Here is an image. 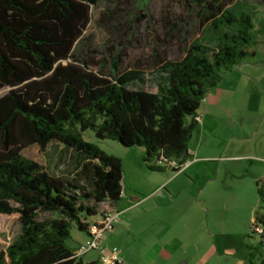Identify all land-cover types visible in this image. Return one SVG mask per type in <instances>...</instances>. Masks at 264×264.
Segmentation results:
<instances>
[{
  "label": "trees",
  "instance_id": "obj_1",
  "mask_svg": "<svg viewBox=\"0 0 264 264\" xmlns=\"http://www.w3.org/2000/svg\"><path fill=\"white\" fill-rule=\"evenodd\" d=\"M100 0H0V214L16 217L21 235L0 252V264H85L66 241L73 226L83 233L105 203L123 192L122 159L83 135L143 148L150 171L155 163L190 158L198 111L226 72L254 57L256 25L248 4L235 0H187L199 7L210 44L190 45L179 61H160L154 91L145 72L103 74L97 62L72 59L75 45ZM137 85L138 88L132 87ZM62 144L83 161L77 178L57 177L22 151L45 152ZM154 163V164H153ZM178 172L176 169H172ZM87 178L84 184L80 177ZM258 184L264 264V188ZM87 264H99L93 261Z\"/></svg>",
  "mask_w": 264,
  "mask_h": 264
},
{
  "label": "rangeland",
  "instance_id": "obj_2",
  "mask_svg": "<svg viewBox=\"0 0 264 264\" xmlns=\"http://www.w3.org/2000/svg\"><path fill=\"white\" fill-rule=\"evenodd\" d=\"M242 4L250 6L255 20V56L235 67L224 82L209 92L207 99L211 96H235L233 101L224 98L220 103L224 106L221 111L219 109L224 132L226 134L236 128L235 124L242 118L237 106L243 104L244 112L248 114L244 129L250 134L242 142L229 143L225 138L222 140V136H217V141H214L219 147L218 158L222 160L217 161L221 169L212 172L215 181L210 187L208 210L203 215L202 225L199 229L194 226L189 237L192 238L189 243L193 255L190 264L262 262L261 238L253 232V223L257 214L262 213L256 179L264 173V163L256 157H264V101L259 102L260 106L263 105L262 113L251 112L250 107L255 110L254 101H248L244 96H264V0H235L233 3ZM200 10L187 0H100L91 8L90 24L75 45L71 61L97 62L98 69L109 76L114 73L115 62L118 64L117 73L132 69L143 71L146 76L144 88L154 91L159 81L157 71L161 60H181L186 49L196 42L212 45L205 37L207 29L200 24ZM132 87L138 88L137 85ZM7 92L8 89L0 91V97ZM203 103L200 109L202 117L211 107L207 101ZM83 137L107 154L127 159L128 162L138 157L133 148H126L116 141L99 140L92 131H87ZM227 144L228 151L222 153ZM22 155L44 166L50 174L69 179L77 178L80 165L84 163L76 159L75 152L56 142L50 144L45 152L38 146H32L23 150ZM231 155L242 159L230 161L228 158ZM158 167L163 165L158 164ZM126 170L128 179H133V171L128 166ZM140 170V174L161 176L148 171L144 163L140 165ZM167 171L171 172V168L168 167ZM262 177L260 187L264 188ZM80 179L87 184L86 177ZM143 195L147 197L149 194ZM100 218L94 217L97 221ZM21 233L22 228L16 217L0 214V252L5 251ZM86 240V233L73 226L66 245L77 252ZM121 240L116 227L113 234L104 237L100 246L120 250ZM133 245L136 249L139 243L134 242ZM99 259V251H91L83 256L85 263ZM136 264L149 263L142 258Z\"/></svg>",
  "mask_w": 264,
  "mask_h": 264
},
{
  "label": "crops",
  "instance_id": "obj_3",
  "mask_svg": "<svg viewBox=\"0 0 264 264\" xmlns=\"http://www.w3.org/2000/svg\"><path fill=\"white\" fill-rule=\"evenodd\" d=\"M234 68L225 73L222 82ZM207 97L205 101L211 107L206 109L203 117L200 110L198 111L199 126L190 142V158L184 170L174 172L171 168V172H168V166H163L159 167L163 168L162 171H150L147 168L151 173L161 176L140 174L142 172L140 165L144 163L147 167L146 152L143 148H133V151H136L134 154L138 157L131 162L121 158L123 162L121 199L117 203L103 204V209L107 213L119 215L110 234H113L117 227L118 237L122 238L120 242L122 248L120 247L119 251L123 264H136L142 258L149 264H190L192 261L193 255L189 243L192 238L189 237L194 226L199 229L202 225L203 215L208 210L210 187L215 181L212 179V172L221 169L217 159L219 161L222 159L218 158L219 147L214 141H217V136H222V140L225 138L229 143L242 142L250 134L244 129L248 114L244 112L243 104L237 106L242 118L235 124L236 128L226 134L224 132V123L219 118V109L221 111L224 106L220 103L224 98L233 101L235 96H211L210 99ZM244 97L248 101H254L255 110L250 107L249 111L262 113L263 105L260 106L259 102L264 101V96ZM196 135H199V138H196ZM226 151L228 144L223 148L222 153ZM256 158L264 163V157ZM228 159L240 161L242 157L231 155ZM155 165L158 167V164ZM127 166L134 173L131 180L128 179ZM262 174L258 178L255 175L257 190L264 176ZM143 194L149 195L145 197ZM102 217L98 221L92 218L89 222H99ZM86 235L88 239V234ZM134 242L139 243L136 249Z\"/></svg>",
  "mask_w": 264,
  "mask_h": 264
},
{
  "label": "built area",
  "instance_id": "obj_4",
  "mask_svg": "<svg viewBox=\"0 0 264 264\" xmlns=\"http://www.w3.org/2000/svg\"><path fill=\"white\" fill-rule=\"evenodd\" d=\"M197 120L200 121V118H197ZM156 164H162L163 166H168L172 169L181 171L188 165V162L183 165H179L176 161H160ZM118 217L119 215L117 213H106L99 222L92 224L89 227L88 239L85 243L80 245L78 251L76 252V256L83 257L91 251H99V264H123V260L120 257V251L118 249L114 248L112 250H108L100 246L104 237L113 231L115 223L118 221ZM255 231L258 234H262L263 232L260 227L256 228Z\"/></svg>",
  "mask_w": 264,
  "mask_h": 264
}]
</instances>
